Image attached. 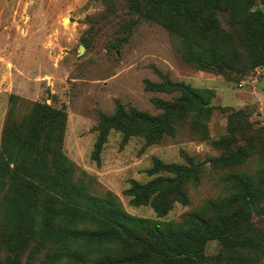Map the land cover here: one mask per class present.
<instances>
[{"label":"rangeland","instance_id":"1","mask_svg":"<svg viewBox=\"0 0 264 264\" xmlns=\"http://www.w3.org/2000/svg\"><path fill=\"white\" fill-rule=\"evenodd\" d=\"M225 7L196 12L198 21L213 24L203 37L187 14L144 18L129 0H0V148L8 125L47 104L67 115L62 152L75 167L74 181L96 196L112 194L132 216L177 222L210 200L233 196L232 174L259 179L264 172V66L248 45L250 30L257 37L264 31V0H225ZM168 81L202 95L210 109L205 129L193 125L199 105L154 142L135 135L124 143L112 128L100 161L94 160L103 117L119 105L162 115L157 100L184 95L166 88ZM156 159L201 166L199 182L187 186L189 204L175 202L161 218L126 194L133 181L154 177L149 170ZM252 215L246 227L264 240V210ZM220 250L210 243L209 259ZM254 264H264V253Z\"/></svg>","mask_w":264,"mask_h":264},{"label":"trees","instance_id":"2","mask_svg":"<svg viewBox=\"0 0 264 264\" xmlns=\"http://www.w3.org/2000/svg\"><path fill=\"white\" fill-rule=\"evenodd\" d=\"M129 8L144 18L155 12H171L173 19L187 14L203 37L213 24L198 21L196 12L227 11L225 0H129ZM168 27L177 30L172 24ZM255 34L248 32V45L257 53L258 65L264 66V31L259 37ZM165 86L184 95L173 102L157 100L162 115L127 111L119 105L114 115L103 117L94 160L100 161L112 128L123 133L124 143L135 135L154 142L173 133L189 108L199 105L193 125L198 131L205 129L203 118L210 109L202 95L184 83L168 81ZM66 121L63 110L37 104L28 119L4 131L0 264H254L264 253L263 238L246 227L252 214H263L264 172L259 179L232 174L233 196L210 200L180 221L132 216L112 194L96 196L74 181L75 167L62 152ZM200 173L201 166L191 159L182 165L156 159L149 170L154 177L147 183L133 181L126 194L133 205H150L160 218L165 217L175 202L189 204L187 186L198 183ZM214 242L221 250L212 261L207 251Z\"/></svg>","mask_w":264,"mask_h":264}]
</instances>
